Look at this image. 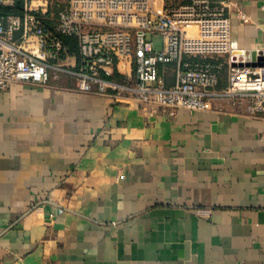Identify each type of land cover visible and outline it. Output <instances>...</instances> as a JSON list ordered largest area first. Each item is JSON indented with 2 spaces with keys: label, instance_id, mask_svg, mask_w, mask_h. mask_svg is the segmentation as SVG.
Returning <instances> with one entry per match:
<instances>
[{
  "label": "crops",
  "instance_id": "obj_1",
  "mask_svg": "<svg viewBox=\"0 0 264 264\" xmlns=\"http://www.w3.org/2000/svg\"><path fill=\"white\" fill-rule=\"evenodd\" d=\"M231 1L250 60L264 0ZM73 86L0 90V264H264V114L224 97L150 114Z\"/></svg>",
  "mask_w": 264,
  "mask_h": 264
},
{
  "label": "built area",
  "instance_id": "obj_2",
  "mask_svg": "<svg viewBox=\"0 0 264 264\" xmlns=\"http://www.w3.org/2000/svg\"><path fill=\"white\" fill-rule=\"evenodd\" d=\"M18 4L19 13L0 11V90L48 86L68 75L75 91L112 103L138 101L150 114L210 110L215 97L264 114V65H239L259 54L230 58L228 85L217 90L219 59L233 51L231 0H0L3 7ZM66 38L74 39L76 53Z\"/></svg>",
  "mask_w": 264,
  "mask_h": 264
},
{
  "label": "trees",
  "instance_id": "obj_3",
  "mask_svg": "<svg viewBox=\"0 0 264 264\" xmlns=\"http://www.w3.org/2000/svg\"><path fill=\"white\" fill-rule=\"evenodd\" d=\"M20 10H21V7H20L19 4L15 8L0 6V11L1 12H4V13H11V12L12 13L13 12L14 13H19ZM44 21L46 22V24H47V26L49 28H52L53 27L52 21H50L49 19H45ZM65 40L69 44L70 50L72 52H75L76 53L77 52V45H76V42L74 41V39H72V38H66Z\"/></svg>",
  "mask_w": 264,
  "mask_h": 264
},
{
  "label": "water",
  "instance_id": "obj_4",
  "mask_svg": "<svg viewBox=\"0 0 264 264\" xmlns=\"http://www.w3.org/2000/svg\"><path fill=\"white\" fill-rule=\"evenodd\" d=\"M238 53H239V51H236V50L233 51L232 60L234 62L237 60V54ZM259 55L260 56H259L258 60L253 61V62L246 61L245 63L240 62L239 65L240 66H243V65H246V66H263L264 65V58H263V55H262V51L259 53Z\"/></svg>",
  "mask_w": 264,
  "mask_h": 264
},
{
  "label": "rangeland",
  "instance_id": "obj_5",
  "mask_svg": "<svg viewBox=\"0 0 264 264\" xmlns=\"http://www.w3.org/2000/svg\"><path fill=\"white\" fill-rule=\"evenodd\" d=\"M60 1L64 2V0H60ZM155 41H156V46L157 47H161L162 46V37H156Z\"/></svg>",
  "mask_w": 264,
  "mask_h": 264
}]
</instances>
